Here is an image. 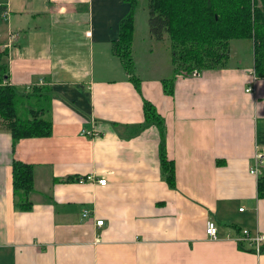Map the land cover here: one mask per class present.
I'll return each mask as SVG.
<instances>
[{
	"label": "crops",
	"instance_id": "1",
	"mask_svg": "<svg viewBox=\"0 0 264 264\" xmlns=\"http://www.w3.org/2000/svg\"><path fill=\"white\" fill-rule=\"evenodd\" d=\"M129 11L126 0H0L9 84L52 93L50 135L14 144L0 119V264H264V252L235 240L244 228L264 233V167L250 172L264 150L254 58L234 63L231 51L219 69L173 71V94L150 67L137 87L113 53ZM136 35L135 9V60ZM144 100L164 117L175 188ZM14 160L35 166L28 211L15 203ZM209 218L218 239L206 234Z\"/></svg>",
	"mask_w": 264,
	"mask_h": 264
},
{
	"label": "trees",
	"instance_id": "2",
	"mask_svg": "<svg viewBox=\"0 0 264 264\" xmlns=\"http://www.w3.org/2000/svg\"><path fill=\"white\" fill-rule=\"evenodd\" d=\"M126 1L130 3V11L120 22V35L114 40L113 53L121 59L132 81L139 87L132 54L137 0ZM148 7L150 33L156 39L166 36L170 39L176 74L224 67L230 57L231 40L246 38L253 42L256 75L264 77V0H149ZM7 56L6 49L0 52V119L3 128L12 134L14 144L22 138L50 135L51 89L46 86L20 89L9 84ZM162 82L164 91L173 94L175 76ZM144 114L145 124L155 125L161 132L163 173L170 187L175 188V165L165 152L164 117L150 100H144ZM34 171V164L20 160L13 162L15 203L20 210L28 211L33 206L30 194L34 191ZM257 189L258 197L264 198V171L258 177Z\"/></svg>",
	"mask_w": 264,
	"mask_h": 264
},
{
	"label": "rangeland",
	"instance_id": "3",
	"mask_svg": "<svg viewBox=\"0 0 264 264\" xmlns=\"http://www.w3.org/2000/svg\"><path fill=\"white\" fill-rule=\"evenodd\" d=\"M149 0H137L136 6V20H137V35L136 41V60L135 52L133 60L135 65L134 74L137 76L139 72L146 71L150 67L160 68V72L156 76L163 75V77L171 78L173 75L172 51L171 41L166 36L163 39H156L149 30ZM234 55L236 61L240 58H249L252 61L254 58L253 42L251 39L235 38L231 40L230 52ZM230 57L227 63H229ZM20 89L22 87H19Z\"/></svg>",
	"mask_w": 264,
	"mask_h": 264
},
{
	"label": "built area",
	"instance_id": "4",
	"mask_svg": "<svg viewBox=\"0 0 264 264\" xmlns=\"http://www.w3.org/2000/svg\"><path fill=\"white\" fill-rule=\"evenodd\" d=\"M15 35V34H14ZM14 37V36H12ZM248 90H251V88H248ZM91 134V132H89ZM255 164L250 168V172L256 176H259L260 170L262 167H264V150H260L256 156H255ZM94 176L92 175H87V176H81L78 177V180L80 181H86V180H94ZM96 181L99 184L105 185L107 184V178L102 177L99 179H96ZM242 210V209H241ZM83 216L87 217L89 216V210L85 209L83 211ZM103 220H98L96 222L97 225H102ZM206 234L212 238V239H218L219 237V227L217 222L209 218L206 221ZM235 240H237L240 244H246L247 248L253 250L256 253H262L264 252V233L262 232H255L253 233L251 230L248 228L241 229L237 236L235 237Z\"/></svg>",
	"mask_w": 264,
	"mask_h": 264
}]
</instances>
